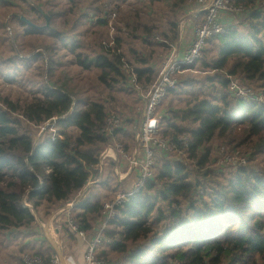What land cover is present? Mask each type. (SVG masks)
Masks as SVG:
<instances>
[{
	"label": "trees",
	"instance_id": "obj_1",
	"mask_svg": "<svg viewBox=\"0 0 264 264\" xmlns=\"http://www.w3.org/2000/svg\"><path fill=\"white\" fill-rule=\"evenodd\" d=\"M14 1L0 0V5L2 11L12 8L11 11L15 12L11 17L17 26L15 34L24 39L49 34L53 41L36 45L42 49L34 47L38 51L17 58L30 63L38 56L45 59L47 51L48 62L52 65L55 63L53 54L59 48L54 41H58L74 55L78 65L84 69H97L99 77L110 86L119 82L118 75L125 76L120 66L121 56L105 52L85 53L78 35H67L65 30L53 24V20L60 16L59 12L46 10L47 4L39 1L36 4L28 0H20L23 4ZM77 1L80 0H69L71 6L64 10L65 14L75 11ZM230 1L247 6L244 17L230 16L227 20L238 22H228L223 33L207 41L204 57L184 67L191 68L199 63L206 70L215 71L214 75L204 79L209 82L205 84L208 91H204V85L198 86L201 80L182 83L181 87L191 88L186 91L176 89L177 83L168 89L166 96L172 94L184 98L185 102L181 107H174L171 101L168 113L161 119V135L170 137L176 147L183 149L188 158L196 159L201 168L211 155L210 143L215 138H230L229 143H232L239 131L245 133L246 140L256 139L255 153L264 158V97L258 101L234 97L229 89L230 78L222 74L224 71L228 76H239L248 83L257 82L264 87V8L259 6L264 0ZM187 3L188 0L172 3L167 24L173 35L168 37L177 35L178 20L172 15L181 11V7L184 10ZM39 6L51 17L46 27L35 21L39 16L44 17ZM88 8L94 10L93 15L81 11L80 16L88 18L89 26L107 23L104 6L93 7L91 3ZM28 11L36 14L34 26L16 15ZM195 14L199 22L205 18L202 10ZM80 22L77 17L73 25L76 27ZM139 24L141 33L138 30L139 33L133 36L141 37L149 48L143 47L144 51L140 49L138 52L130 47L129 51L137 64L138 78L151 82L158 73L154 62L157 51H166L167 47L152 38L153 32L162 28L159 23L143 21ZM73 25L69 28L72 32ZM84 32L88 31L81 35ZM117 37L121 42V37ZM211 43L215 51L212 57H208ZM216 79L218 84L214 83ZM33 84L39 96L27 105L8 98L0 102V235L8 236L7 243H12L14 236L21 239L20 253L30 251L48 259L56 253L54 247L48 240L40 242L41 239H36V229L30 231L38 223L40 207L71 201L89 177L97 172L94 166L99 163L102 149L126 129L121 128L113 134L102 132L110 113L105 102L93 101L80 109V102L73 104L71 94L62 87L40 79ZM65 114V117H59ZM20 116L35 125L58 116L53 124L57 129L46 132L35 141L20 130ZM127 134L133 133L128 131ZM184 134L190 137L187 146L179 139ZM187 164L179 156L160 155L156 158L153 177L146 179L117 207L116 215L108 223L105 234L120 236V241L114 240L108 246L120 253L130 252L128 261L131 264H264V171L239 167L222 176L213 177L206 170L202 177H191L193 172ZM115 165L114 160L108 159L103 165L101 180L91 185L83 201L71 209L74 220L88 237L91 235L92 238L97 223L102 221L104 198L110 192L113 197L120 190ZM47 166L50 167L49 173L45 171ZM65 228L71 239L78 241L81 238L69 227ZM30 233L33 237L26 242ZM97 255L106 257V253L97 252ZM19 256L16 258L23 264Z\"/></svg>",
	"mask_w": 264,
	"mask_h": 264
},
{
	"label": "rangeland",
	"instance_id": "obj_2",
	"mask_svg": "<svg viewBox=\"0 0 264 264\" xmlns=\"http://www.w3.org/2000/svg\"><path fill=\"white\" fill-rule=\"evenodd\" d=\"M32 4H36L39 2L43 4H47L45 6L46 10L54 9L55 12H59L58 17L53 20V24H56L58 28L63 29L66 31L67 35H78V39H81L82 43V50L85 53L93 54L94 52L98 53H108L111 56H117L112 54H121V69L124 71V74L118 75L119 82L113 83L111 86L104 82L99 77V71L95 68L93 69H84L80 65L75 62V57L71 54L67 49H65L58 41L56 44L58 45V49H56L55 53L53 54V58L55 59L52 65L48 62V53L45 52V59L41 56H38L33 62H24L21 59L17 58L24 56V53H30L33 51H38L36 49H42V47H36V45H43L45 43H52L48 34L39 35V36H28L26 39L20 37L19 35L15 34L17 26L15 25L14 20L11 19L12 15L15 13L10 8L9 10L2 11L0 5V102L3 98H8L11 101L17 102L20 105L28 104L33 99L39 96L37 90H35V85L33 82H36L37 79L45 80L48 84L51 85H58L62 87L66 92L71 94L73 98V104L76 102H80L79 108H85L87 104L93 101H102L105 102L107 106V110L110 112L109 114H117L122 119V126L126 130L124 132L119 133L116 137L109 142L115 145L116 143H122L125 147L124 150L127 154L131 155L135 150V135L137 133L136 125L141 120V112L144 106V99L143 92L136 91L133 86L128 83V77L125 73L123 68V62L130 63V65L136 68V62L134 61V57L130 54L129 48L133 47L136 51L143 50V47H147L143 43V39L141 37L137 38L133 36L134 33H139L138 30L141 25L139 23L146 22V23H153V24H160L164 25L162 28H168L167 21L169 16L171 15L172 3L177 0H162L159 1H152L149 0H113V6L115 8L116 17L111 21H106L107 23L103 25L93 24L89 26L88 22L86 21L85 16L80 14L88 12L90 15H93L92 9L88 8V6L92 3V6H104L106 0H80L77 1V8L74 12H67L65 14L64 10H68L71 6L69 0H28ZM194 0H188L190 2V6L192 9L197 10L198 4L193 3ZM15 3L23 4L20 0H15ZM264 8V3L263 5ZM41 7V6H39ZM43 9V8H42ZM103 9V8H102ZM44 10V9H43ZM44 10L46 13H48ZM10 11V12H9ZM82 11V12H81ZM199 11V10H198ZM188 10L184 11L181 7V11H176L172 18L177 19L178 22L181 19H186ZM264 13V12H263ZM100 14V13H98ZM18 16H24L31 20L36 18V14L31 12H26L22 14H16ZM177 15V16H175ZM245 14H242L244 17ZM79 17V20L82 21L77 23L76 27L73 25V21ZM91 19V18H90ZM39 25H45L46 19L45 16H39L37 20H35ZM34 21V22H35ZM51 22V17H50ZM128 23V25H127ZM73 25V32L69 29ZM247 24L243 25L246 26ZM98 26V27H97ZM239 27H242L241 25ZM89 30H86V29ZM162 28L159 31H156L162 35ZM84 32L83 35L81 33ZM153 32V33H156ZM139 35V34H138ZM169 35L172 36L173 34L169 31ZM121 37V42L118 41V37ZM177 36V35H176ZM70 37V36H69ZM163 37V36H162ZM115 39L114 44H110ZM167 39V38H164ZM176 39V38H175ZM174 39V40H175ZM73 41L70 38V41ZM172 40V41H174ZM24 46V48L22 47ZM36 49H35V48ZM210 49H212L208 53V57H212L214 55V46L211 43ZM34 48V49H32ZM156 48V47H155ZM23 50L25 52H23ZM168 50V49H167ZM167 50L158 49L157 53L160 55H164ZM114 51V52H113ZM217 53V52H216ZM137 54V52H136ZM26 56V55H25ZM135 56V54H134ZM204 57V55H202ZM12 57L13 59H11ZM29 57V56H28ZM31 59V58H30ZM154 61L160 62L161 60L158 58L154 59ZM60 62V63H59ZM56 63H58L56 65ZM161 70V69H160ZM160 72V71H159ZM216 72L212 69L206 70L202 65L196 64L191 68H179L178 71L175 72V76L178 79V87L176 89L186 91L187 89H191L188 86L181 87L182 83L187 81H199L198 86H205V84H209L204 79L208 75H214ZM159 74V73H158ZM225 77L234 80L236 83H239L240 87L249 86L253 89V91L257 94L263 93L264 95V87L261 86L260 83H248L243 80L239 76H228L226 72H222ZM14 76V77H13ZM158 76V75H157ZM155 77V79L157 78ZM154 79V80H155ZM239 79V80H238ZM153 80V81H154ZM218 79L214 81L215 84H218ZM141 82L145 83L146 81L141 80ZM232 81H230L229 86L231 85ZM113 81H111L112 83ZM152 82V81H151ZM150 83V82H149ZM208 91V88L205 86V90ZM37 94L35 95V93ZM233 94V93H232ZM185 97H190V94H185ZM234 97H236L233 94ZM166 98L163 99L160 105V112L159 115H166L170 108L171 101H173L174 107H181L185 100L184 98H179L178 96H173L169 94L165 96ZM238 98V97H236ZM248 100L258 101V99L249 98ZM20 115V114H19ZM65 115L59 116L60 118L65 117ZM21 117V131L32 136L35 141H38L43 134L46 132H54L56 131L57 127L54 126L53 121L54 118H59L58 116L53 117L52 119L40 124L35 125L33 123H29L25 120L22 116ZM129 120V122H127ZM162 125V124H161ZM51 126V127H49ZM163 126V125H162ZM122 128V129H123ZM131 129V130H130ZM161 129V126H160ZM74 133H77V130H73ZM121 131V130H120ZM128 131L133 133L132 135H128ZM188 135V134H184ZM181 135V136H184ZM162 137H164L162 135ZM171 142L172 152H170V157H177L183 158L185 163H188V168L193 173L191 177H202V174L209 171V174L216 176H222L225 174H230L232 171H235L239 167H246L250 170L255 171H264V158L258 156L254 150L255 140L253 138L246 140L245 133L239 131L236 137L233 139L232 143H229L230 138H215L211 143V155L208 158L206 164L201 168L197 163L196 159L188 158L186 153L183 149H178L176 147L175 142L173 143L172 139L169 137H164ZM244 141V142H243ZM102 149V151L108 146V144ZM174 150H173V147ZM101 151V152H102ZM100 152V153H101ZM177 153H179L177 155ZM168 154V152H167ZM174 154L173 156H171ZM100 155V154H99ZM167 155L166 157H168ZM229 157L227 158V156ZM172 159V158H171ZM174 159V158H173ZM126 165V163L124 162ZM127 167V165H126ZM125 167V169H126ZM132 181L133 180H123L120 182V190L117 193H124L132 188ZM93 185V184H92ZM115 193V195H117ZM83 196V195H82ZM86 196V194H85ZM79 196L77 192L76 195L72 198V200L76 199ZM114 197V196H113ZM111 196V192L109 196L105 197L103 202L107 199L113 198ZM68 203V202H67ZM67 203L61 204L57 203L55 206L47 207L42 206L39 209V219L44 224L46 221L57 213L58 210L61 208H67ZM68 209L63 211L65 214V218H61L59 221L53 220L50 221V228L51 231L47 232L44 231V226L42 223L38 222L34 226L30 228L36 229L40 237L45 235L49 239L43 238L40 242H45L48 240L50 244L54 247L57 253H53L52 256L57 255L62 264H81V258H84L85 264V252L87 249L88 242L93 240L100 229L101 224L97 223L96 233L92 236V238L87 240L86 248L81 247L80 243L76 239H71L69 233L66 231L65 227H69L72 230V227L67 222L68 219H72L75 223L76 221L73 218L72 210H70V214H67ZM62 214V215H63ZM38 217V216H37ZM97 220V219H96ZM95 220V221H96ZM45 225V224H44ZM109 224H107L106 229ZM60 231L58 236L56 235V231ZM32 232V231H31ZM74 232V231H73ZM9 233V232H8ZM76 233V232H74ZM86 233V232H85ZM77 234V233H76ZM33 234L30 233V238H32ZM87 236V234H86ZM11 237V236H10ZM114 238V237H113ZM6 239V240H5ZM83 239V238H82ZM87 239V238H86ZM8 236L5 234L4 236L0 235V264L8 263V264H20L17 260V256L23 258L24 253H31L30 251H23L19 252V242L22 241L21 239H17L16 236L13 237L12 243H7ZM109 243L102 242L100 245L97 246L95 254L98 258H102L105 260V264H131L128 261L129 253L130 252H123L120 253L112 249V247L108 246ZM85 248V249H84ZM99 250V251H98ZM84 252V254H83ZM97 252L99 253H106V257L103 255L98 256ZM60 255H59V254ZM33 254V253H31ZM75 255L77 258H75ZM70 256H73L72 258ZM67 258V262L65 260Z\"/></svg>",
	"mask_w": 264,
	"mask_h": 264
},
{
	"label": "built area",
	"instance_id": "obj_3",
	"mask_svg": "<svg viewBox=\"0 0 264 264\" xmlns=\"http://www.w3.org/2000/svg\"><path fill=\"white\" fill-rule=\"evenodd\" d=\"M193 3L198 4L199 8L197 10L205 12V18L196 24L194 29V38L187 43L180 57H176L175 52L173 51L170 59L164 63L154 81L150 83L141 82L138 78V74L136 73V69H134L130 63L122 60V66L128 77V83L133 86L136 91L143 92L142 98L144 99V106L141 112V120L136 125L137 133L135 135V150L131 155H129L124 151L127 149H125L122 143H116L115 145L109 143L108 146L100 153L99 163L94 166V171H101L104 163L108 159H112L116 162L114 172L119 181L127 180L129 175L135 176L136 180L133 181L131 189L124 193H117V195L113 198L107 199L103 202L101 209V226L95 238L88 242L84 255L86 261L85 264H105V260L98 258L95 251L97 246L102 242L111 244L114 240L120 241L119 235L113 238L105 234L106 226L116 215L117 207L125 202L129 195L138 190L146 179L153 177V166L156 158L160 155L167 156L170 152H172L171 142L162 137L160 133L161 116L159 115V108L167 94L168 89L175 87L178 83V79L174 75L175 72L181 67L190 66L198 61L202 57L203 49L207 41L212 36L223 33L228 22H230V24H236V21L238 22V20H227L230 16H237L241 18L242 14L247 12V6L242 4L237 5L230 0H194ZM104 9L107 20L111 21L115 19L116 11L113 6V0H106ZM156 37L159 39L158 35H156ZM114 43L115 39L113 38L110 44ZM109 52L110 51H108V53ZM112 55L121 56V54ZM230 81H232V79ZM229 89L239 99L248 100L249 98H253L261 100L264 97L262 92L256 95L253 89L249 86L241 88L239 83H236L234 80L229 86ZM55 120H57V118L53 119V121ZM104 125L105 126L102 128V132H107V134H113L115 131L123 128L122 119L117 114H108ZM179 139L186 146L190 142L189 135L181 136ZM228 157L229 155L227 158ZM45 171L49 173L50 167L47 166ZM95 173L96 172L89 177L86 185L78 191L80 197H77L67 203V214H70V210L73 206L83 201L87 189L92 184L100 181V177L95 176ZM67 222L72 227V230L81 238H87L85 231L80 229L77 223H75L72 219H68ZM22 261L23 264H62L57 255L47 259L39 254L31 253H24Z\"/></svg>",
	"mask_w": 264,
	"mask_h": 264
},
{
	"label": "crops",
	"instance_id": "obj_4",
	"mask_svg": "<svg viewBox=\"0 0 264 264\" xmlns=\"http://www.w3.org/2000/svg\"><path fill=\"white\" fill-rule=\"evenodd\" d=\"M186 10H188L187 15H186L187 17H185L186 19H184V20L181 19V21L178 22L177 36L175 37L176 39L168 37L169 36V27L166 28L167 30H165V27L162 28V35L160 33H158V32L152 34V38H154V37H156V35H158L159 39H157V37L154 38V39L157 40V41H160L164 45L166 44V47L168 49V50L166 49L167 52L164 55H160V53L158 54V58L161 60L160 62L154 61V62H156L155 68L157 69L158 73H159L160 69L163 67L164 63L170 59V56H171L173 51L175 52L176 57H180V55L183 53V50H184L185 46L187 45V43L191 39L194 38V29H195L196 24L199 22V20H197V18L195 17L196 16L195 12H197L198 10L192 9L191 6H190V2H188L187 5H185L184 11H186ZM161 26L163 27L164 25H161ZM164 38H167V39H164ZM172 40H174V41H172ZM154 65H155V63H154ZM158 73H157V75H158ZM97 172L95 173V176H99L100 180H101L102 170L101 171H97ZM127 178H128L127 180H129V181L130 180H133V181L136 180L135 176H133V175H129ZM133 181H132V183H133ZM64 210H66V208L65 209L61 208L60 210L57 211V213H54V215L51 216L46 221V223H44L45 225L41 222L39 217H37V222H39V223L41 222L42 223V225L44 226V231H46V235H47V232L51 231L50 221H53V220L59 221L61 218L63 219V217L65 216V214H63ZM99 224H101V222H99ZM59 232L60 231H58V229H57L55 236H58ZM46 235H45V237L43 235H41L40 237H37V236H35V237H36V239H41V240H43V238L49 239ZM90 236L88 237V235H87V239L80 238L81 240L80 239L78 240V243H80L81 247H84L86 245L87 240L91 238ZM30 239H31L30 236H27L26 242H28ZM83 254H84V252H83ZM70 257L72 258L73 256H70ZM75 258H77L76 255H75ZM80 258H81V261H79V262H81V264H84L83 256L80 257ZM65 260L67 262V258L66 257H65ZM2 264H8V263L4 262Z\"/></svg>",
	"mask_w": 264,
	"mask_h": 264
},
{
	"label": "water",
	"instance_id": "obj_5",
	"mask_svg": "<svg viewBox=\"0 0 264 264\" xmlns=\"http://www.w3.org/2000/svg\"><path fill=\"white\" fill-rule=\"evenodd\" d=\"M39 10L44 14L45 16V19H46V24L45 25H40L41 27H46L50 24V15L48 13H46L41 7H38ZM21 19L23 21H25L27 24L31 25V26H34L35 23L33 20L27 18V17H24V16H21Z\"/></svg>",
	"mask_w": 264,
	"mask_h": 264
}]
</instances>
